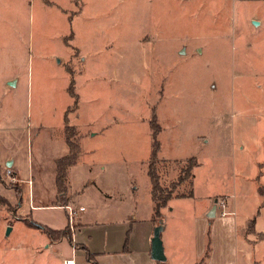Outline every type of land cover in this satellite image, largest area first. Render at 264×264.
Listing matches in <instances>:
<instances>
[{
  "label": "rangeland",
  "instance_id": "1",
  "mask_svg": "<svg viewBox=\"0 0 264 264\" xmlns=\"http://www.w3.org/2000/svg\"><path fill=\"white\" fill-rule=\"evenodd\" d=\"M66 126L84 161L113 164L107 181L136 185L143 210L156 140L161 189H193L161 218L182 236L186 259L214 231L225 250V226L203 213L208 199H224L235 215L216 219L235 218L251 242L246 259L264 264L255 233L264 232V0H0V160L16 155L27 179L36 134ZM17 187L0 164V264L74 259L66 239L52 242L32 223L51 217L63 228L64 211L19 212Z\"/></svg>",
  "mask_w": 264,
  "mask_h": 264
},
{
  "label": "crops",
  "instance_id": "2",
  "mask_svg": "<svg viewBox=\"0 0 264 264\" xmlns=\"http://www.w3.org/2000/svg\"><path fill=\"white\" fill-rule=\"evenodd\" d=\"M66 125V123L64 124ZM63 125V126H64ZM63 126L60 129H63ZM67 127V126H66ZM65 127V128H66ZM42 128V127H41ZM56 129V128H55ZM52 128L39 131L38 135L31 143V161L29 164L30 176L22 180L19 164L17 163V156L9 154L4 159L0 160V164L14 171L16 177L20 181L22 188V202L18 208L20 212L26 205L29 206L31 212L41 210H62L68 217L69 226V207H74L77 210V217L75 229L73 230V242L82 247L76 248L72 246L74 253L73 258H67V262L78 264L80 259L85 264H94L93 261L86 258V250L93 254V258L97 264H105V262L115 263V257L123 258L124 263L128 264H256V260H251V246L248 240L238 237L239 224L233 219H216L218 215L217 210L213 208V202L208 199L204 205V216L211 218L220 227L225 226V234L221 237L225 238L226 248L220 254L219 248L216 251V237L220 236L216 231L206 237V240L199 243L198 248L192 254L193 256L186 259V246L182 243V236L174 231L168 224L161 222L163 230L160 233V240L163 246V255L165 260L162 262L155 261L151 258V235L155 223L152 221L153 215V202L150 195L151 182L146 190L145 208L139 206L140 197H138L136 185L133 182H127L123 185L119 181H107L106 178L109 172L115 169L112 163L106 161L93 162L86 158L83 160L85 152L79 150L78 158L75 164L70 166L68 183V194L63 195L67 199L66 205L56 206L57 202V183H56V160L69 154V148L66 143L65 134L57 135ZM43 135V136H42ZM95 133L92 137H95ZM43 139L45 144L43 151L38 149L39 142ZM27 186V189L25 187ZM192 197H173L172 199H191L193 198V189H191ZM235 198V195H233ZM168 200V202L170 201ZM167 202V203H168ZM234 204V201L233 203ZM98 206L97 208H95ZM161 209L163 216L164 208ZM79 208H83L82 211ZM168 210L169 217L174 213L171 208ZM25 214V215H26ZM235 215V214H233ZM228 215V216H233ZM227 216V215H226ZM32 219V218H31ZM46 223L33 220L40 226H45L50 229L56 230L54 220L47 217ZM161 221V220H160ZM214 226V230L215 227ZM63 227V228H65ZM57 228V229H63ZM209 233V232H208ZM255 233L260 236L259 240H264V232L256 231ZM103 238V242H102ZM242 240L244 256L237 253L236 242ZM62 239L60 242H64ZM59 242V241H58ZM210 242V251L208 245ZM249 242V243H248ZM85 248V249H84ZM239 248V246H238ZM246 253L249 258L246 259Z\"/></svg>",
  "mask_w": 264,
  "mask_h": 264
},
{
  "label": "trees",
  "instance_id": "3",
  "mask_svg": "<svg viewBox=\"0 0 264 264\" xmlns=\"http://www.w3.org/2000/svg\"><path fill=\"white\" fill-rule=\"evenodd\" d=\"M152 129V134L153 136L156 135V131L153 127H151ZM65 138H66V143L68 145L69 148V154L61 157L59 159L56 160L55 162V168H56V183H57V191H58V195H57V205H59L58 203H61L60 205H66L65 203H67V199H65L64 197H62L65 194H68V183H67V179L69 176V171H70V166H72L73 164L76 163L77 158H78V154H79V146L77 141L74 139L76 136L75 133V128H70V127H66L65 128ZM158 143L156 142V140L154 139L152 146H151V154L150 157L148 159V167H147V175L148 178L151 182V190H150V195L152 197V202H153V215H152V221L157 225L158 221L161 220L162 215H161V209H163V207L167 204L168 200H170L171 198H173V189H169L167 191H164V189H161V186L159 184V178L157 175V153H158ZM192 160V157H191ZM194 165H196L195 163H192V165L186 167V169H184L185 173H187V175L189 174V178H191V174L190 172L192 171V168L194 167ZM182 179H180L179 182H181ZM178 182L173 186H177ZM16 193L19 195L20 197V193L21 190L17 187L15 189ZM176 198L178 197H192L191 194V186H190V190L187 194H180L177 196H174ZM32 223L40 230H44L48 236V238L52 241V242H58L61 241L62 239H66L72 246L74 245L76 248H80L82 246L75 244L73 242V232L72 229H70L69 226L63 228V229H57V230H53L50 229L48 227L45 226H40L37 223H35L32 220ZM85 249V248H84ZM86 258L88 260L93 261L94 264H97V261L95 260V258H93V254L91 252H88L86 250Z\"/></svg>",
  "mask_w": 264,
  "mask_h": 264
},
{
  "label": "water",
  "instance_id": "4",
  "mask_svg": "<svg viewBox=\"0 0 264 264\" xmlns=\"http://www.w3.org/2000/svg\"><path fill=\"white\" fill-rule=\"evenodd\" d=\"M253 23L257 24L256 21H252ZM213 207V206H212ZM214 208V207H213ZM10 227L6 229V235L10 234ZM163 230V225L159 220L157 225L153 228L152 235L150 238L151 241V248H150V256L153 260L162 262L165 260V256L163 255V246L162 241L160 240V233Z\"/></svg>",
  "mask_w": 264,
  "mask_h": 264
},
{
  "label": "built area",
  "instance_id": "5",
  "mask_svg": "<svg viewBox=\"0 0 264 264\" xmlns=\"http://www.w3.org/2000/svg\"><path fill=\"white\" fill-rule=\"evenodd\" d=\"M226 206H227V202H226L224 199H223V200H222V199H217V200H215L214 203H213V207L215 208V210H217L218 215H219L220 217H222V218H223L224 216H226V215L231 214V213L227 210ZM68 210H69V213H70V216H69V224L71 225L72 222H73V220H74V216H75V214H77V213H76V209H73V208H71V207H69ZM79 210L82 211L83 208H79ZM67 263H68V262H67Z\"/></svg>",
  "mask_w": 264,
  "mask_h": 264
},
{
  "label": "bare ground",
  "instance_id": "6",
  "mask_svg": "<svg viewBox=\"0 0 264 264\" xmlns=\"http://www.w3.org/2000/svg\"><path fill=\"white\" fill-rule=\"evenodd\" d=\"M67 264H72V262L70 261V262H68Z\"/></svg>",
  "mask_w": 264,
  "mask_h": 264
}]
</instances>
